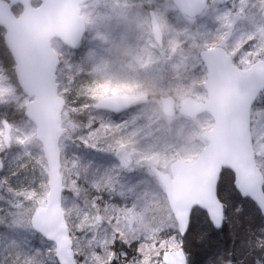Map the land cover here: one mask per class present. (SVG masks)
I'll use <instances>...</instances> for the list:
<instances>
[{"label": "snow or ice", "instance_id": "obj_1", "mask_svg": "<svg viewBox=\"0 0 264 264\" xmlns=\"http://www.w3.org/2000/svg\"><path fill=\"white\" fill-rule=\"evenodd\" d=\"M219 2L226 5L224 10L219 8L218 0H199L196 14L203 16L211 11L215 14L213 19L218 25L215 36L203 45V51L197 55L199 67L202 70L200 80L204 87V95L214 111V116L210 117L207 123L200 125V134L207 138H214V134L220 131L228 134L232 145L242 157L246 170L244 185L241 186L238 183L235 168L222 167L215 181L216 207L202 204L192 205L187 211L186 218H182L178 212L172 210L167 204V194H165L163 203L166 205V218L161 215L160 219L154 223V228L158 233L154 238V243L149 244L146 236L137 238L134 233L133 238L129 239L118 229H113L111 242L106 247H102L99 253L92 252L91 259L88 253L67 251V245L72 241L73 231H83L80 225H74L73 229H69L66 220L54 218V209L51 204H46L45 199L35 189L30 192H17L15 195L24 197L28 205L27 218L18 220L16 217L22 213L14 212L10 227H23L33 234H38L42 241L47 242V247L43 252L37 250L30 256L16 255L10 264H44V259L47 257L52 258L53 264H69L68 258H71L70 264H168L167 254L170 249H178V264H188L186 245L196 228V221L203 220L200 227V238L211 240L217 230L225 227L229 219L230 200L241 205L246 202L250 203L257 213L264 214V171L256 168L257 161L264 160V125L257 128L258 121L254 120V117L264 115V107L258 108V105H264V24H261L258 29L236 36L237 25L252 19L249 7L256 8L257 5L252 4L251 0H219ZM229 3L230 7L227 6ZM46 7V3L42 0L35 6L37 14L44 15ZM12 11L5 0H0V39L4 40L5 48L11 55L16 68V80L6 90L7 99H5V89L0 88V103L16 101L35 126L40 119L36 105L41 97V87L33 80L36 65L30 62L24 50L14 39L11 43L8 42V37H14L17 31V18L14 17ZM259 11L261 17L264 18V0H260ZM88 22L90 21L85 20L83 23ZM195 22L196 16L194 15L190 18V23L195 24ZM83 23L73 39L64 44L65 47H79ZM56 42L63 44V41L57 40ZM176 46L178 45L173 47ZM170 51L173 49L170 48ZM34 55L45 61L41 75L46 82L48 92L66 100L71 87L65 86L61 92V84L56 76V73L60 71L63 53L41 40L36 45ZM70 79L71 83L76 82L75 75ZM113 87H121V85L107 80L104 83L95 84L89 90L95 94L96 107H103L109 111H120L129 107L133 101L144 99L143 93H137L130 98L103 97V91ZM18 90L23 92V101L16 95ZM72 110L79 111L75 106H72ZM14 127L8 121L0 123V151L4 150L6 140L8 147H11L13 141L18 145H26L28 136L13 135ZM89 128H92L91 124ZM82 142L87 144L86 141L82 140ZM87 146L92 145L87 144ZM120 147L126 148L127 145L120 142ZM160 155V153L152 152L138 153L136 163H151L158 160ZM163 155L170 156L175 165L186 159L196 158L194 154L185 151ZM121 161L122 167L130 166L127 157L121 156ZM16 174V172L12 173V175ZM249 174L258 176L262 181L259 195L252 190ZM223 177H231V183L223 184ZM153 178L157 179L159 184L156 168L153 169ZM8 182L5 178L4 183ZM69 191L79 194L75 183ZM92 206L98 210L97 205ZM13 207L19 208L20 205L14 204ZM235 211L239 212L240 209L237 208ZM97 218H99L98 215ZM260 219L264 222V215H261ZM114 222L113 219L109 221V224ZM5 231V227L0 225V235H3ZM118 243L135 248L138 255L129 261L126 252H117ZM244 255L250 258V264H260V258L264 256V238L256 247L249 246L245 249ZM81 256L83 259H80Z\"/></svg>", "mask_w": 264, "mask_h": 264}, {"label": "rangeland", "instance_id": "obj_2", "mask_svg": "<svg viewBox=\"0 0 264 264\" xmlns=\"http://www.w3.org/2000/svg\"><path fill=\"white\" fill-rule=\"evenodd\" d=\"M251 3L257 5L256 8L249 7V13L252 19L251 21H243L237 25L236 36H239L243 32L258 29L261 24H264V18L261 17L259 11L260 0H251ZM218 4L221 10L225 9L226 5L224 3H220L218 0ZM10 6L12 7L15 5L10 4ZM227 6L230 7L231 5L228 4ZM81 10L84 21L87 20L90 22L85 23L87 31L84 34L80 49L71 51L64 47L62 43L56 42L57 40L53 42L54 49L63 53L61 60L62 58L67 60H65L67 65V67L65 65V71L63 73L60 71L57 72V78L61 84V92H63L65 86L71 87V91L67 94L66 100L63 99L64 107L61 120L62 153L70 151V149L76 144L83 127L89 132V125H94V123L89 124V118L85 121V115L90 112L89 106H93L94 108V105L97 103V99L94 98L95 94L89 91L87 102H81L78 96L74 93L73 96H71L73 92V83H71L70 79L72 77L70 75L72 68L69 66V62L76 57V52L80 51L84 46L90 48H93L94 46L97 51H101L108 57L121 56L125 52L123 45H127L128 47L135 46L136 57L132 58V62L134 65L140 66L144 76L159 75L163 83H168L167 76L169 77V75L167 73L168 68L171 66L173 69H176L177 74L179 70H182V73L178 75L179 78H183L182 81L194 90V84H201L200 76L202 70L199 69L197 55L203 51V45L215 36L218 27L213 19L215 14L211 11L206 15L197 18L195 24H191L190 19L183 16L177 10L172 0H90L81 6ZM150 11H154L159 19L161 29L164 33L165 43L166 41L170 43L167 48L169 53L165 47L161 50L154 41L148 15ZM142 42L146 44L148 51H150L147 57L142 56L141 54ZM175 45L178 46L173 47ZM170 48H172L173 51H170ZM152 50L154 53H151ZM90 58L91 57L88 56L87 62H89ZM171 60L175 65H171ZM201 87H203L202 84ZM118 89L121 88L105 89L102 95L103 97L136 95L123 94L120 92L123 90ZM138 89H141L140 85L130 89V92ZM140 93H143V95L146 96L145 92ZM194 93L195 94L189 95L188 97H192L196 101H202L205 99V95L202 94L201 90L195 89ZM174 97L178 102L186 98V96L180 98L177 95ZM89 99L91 104H89ZM86 103H88V105H85ZM143 104L158 105L161 107L162 111L160 99L156 100L155 98L150 99L146 97V99L140 103V105ZM1 105H5V103H1ZM67 105H69V109H67ZM72 106L78 108L79 111H73ZM138 106L132 108L127 113L125 119H120H124V121L119 122L120 126L123 127V131L130 134L129 141L125 142L122 138L114 142L106 141L107 137H111V133L108 131L109 123H106V120H101L99 125L102 127V133L98 132V134H96L94 131H91V138L86 142L87 144L92 145L91 147L87 146L88 150L100 154L103 161L108 158L105 160L108 165L111 164L117 166V168L110 169L106 171L105 174L101 175L105 177L100 179V181L105 180V187L103 191L97 193L104 197L103 204L107 203V201L116 194H119L122 200H124V197L129 196L130 200H132L131 207L128 208L124 206L119 214V217L123 215V219H119V217V220L117 219L118 226L123 230L121 231L123 234L126 232L124 234L126 236H129L127 233L133 234L134 231L141 227L140 229L143 231V236H146L147 243H150L154 242V238L158 235L154 228V223L160 219L161 215H164L159 207L155 208V206L159 204V196L155 194L156 192L154 193L151 190L149 191L150 193L144 192L143 196L137 197L132 193V189L129 190L131 194L126 195V193L124 194L123 186L119 188V186H121L120 181L113 176V172L119 171L120 168L124 169V167L121 166V156L127 157L130 161V166L126 169L133 170L137 168L145 173V178L147 179L145 180L149 188L153 187V182L156 185L157 181V179L153 178V173L151 172L152 166L157 167L158 163H163L161 164V167L157 168L164 173L170 174L171 165L173 164L170 156L166 157L160 155L158 160L151 163H136L137 154L146 153V151L143 152L139 149L140 146L146 145L148 142L154 140L158 121V115L156 112L153 110H145V108H139ZM259 107H264V105H258V108ZM97 112H99L98 114L100 116H109L101 111ZM179 117L169 119L164 116V122L168 127L169 141L168 146L163 150L165 153H172L175 151H185L186 153H189L186 148L187 146L175 145L177 141L189 140V144H192L190 146L193 147L192 152L189 154H194L197 158L207 146V142L201 138L200 125L207 123L210 116L204 115L197 120L186 118L185 120H182L178 119ZM254 120L258 121L256 125L257 128L264 125V115L254 117ZM187 131L191 135H186ZM13 135L17 137L27 135L28 140L26 145H18L16 149L19 154L18 158L20 164L16 168L19 173L16 175L13 184L11 183V174L9 176L10 185H8V183L5 185L2 181L0 182V209H2V212H0V225H3L6 229L5 233L0 235V264H10L12 258L16 255H33V252L26 249V242L27 244L40 245L44 249L47 247V242L42 241L38 234H33L31 231L23 227L12 228L10 227V222L6 223V221H11L14 212L21 213L23 209L28 208L25 198L15 195L17 192H30L35 189L45 199L46 204L49 192L48 166L42 152V146L36 140V128H32L27 124H20L19 127L13 131ZM120 142H124L127 147L121 148ZM257 147L259 148V145ZM142 149L153 150L150 146H145ZM198 150L199 152L195 154ZM78 159L79 158L76 157V160ZM195 159L189 158L184 161L191 163L195 161ZM258 161L264 167V160ZM25 165H27V167H25ZM74 166H76V164H74ZM62 177L66 188V193L63 197V209L66 214V205L73 203L74 207H72L76 213L71 225H69L66 215L68 227L69 229H73L74 225H80L83 228V231H73V251L88 253L89 258L91 259V253L96 250L94 243L92 245V240H87L84 245L83 243L86 240V237L90 236L92 239H99L100 243L103 244V237L99 236L102 235L101 228L103 226V221L101 218H97L87 212L77 213L78 208L74 202L75 195H71L73 191H69V188L73 186V183L68 179V173L64 168H62ZM66 180H69V185L66 184ZM160 186L162 187L161 184ZM93 187L94 184L92 185V188ZM9 189H11V191ZM89 203H91L92 206V197L89 198ZM14 204H19L20 207L14 208ZM125 210H127V214H125ZM141 212L144 214H141ZM164 216L166 218V214ZM16 219L23 220L20 216L16 217ZM98 224H100V226ZM93 227L94 230L92 229ZM14 230L15 234H13ZM174 250L178 249H171L170 251ZM46 260L49 261L48 263L53 264L51 257H47Z\"/></svg>", "mask_w": 264, "mask_h": 264}, {"label": "trees", "instance_id": "obj_3", "mask_svg": "<svg viewBox=\"0 0 264 264\" xmlns=\"http://www.w3.org/2000/svg\"><path fill=\"white\" fill-rule=\"evenodd\" d=\"M34 4L38 5L37 2H35ZM12 10L16 16H19L22 13V7L19 5L12 6ZM169 45L170 43L166 41L165 49L167 51ZM123 48L125 49L123 55H110L111 57L104 55L101 51H97L94 46L93 48L84 46L80 51L76 52V57H74L69 62V66L72 68V70L70 71V75H75L76 77V82L73 84V92L71 96H73L74 93L78 96L81 102H87L89 88L91 89L95 84L104 83L107 80H112L114 83H119L121 87L118 88L121 89L118 90H123L120 91L123 94L133 95L140 92H145L146 97L150 99L155 98L156 100H159L162 96L164 97V95H177L180 98L183 96L188 97L189 95L195 94V89L201 90L202 94L204 95V90L203 87H201L200 83L199 85L194 84V90H192L191 87H189L184 83V81H182L183 78H179L178 75L182 73V70H179L177 74L176 69H173L171 66L170 68H168L167 73L169 75V77L167 76L168 83H163L159 75L144 76L140 66L134 65L132 62V58L136 57L135 46L128 47L127 45H123ZM149 52L150 51H148V47L146 46V44L142 42V56L147 57ZM151 53H154L153 50ZM88 56L91 57L89 59V62H87ZM65 60V58H62L60 67V72L62 73L67 67ZM170 62L171 65H175L172 60ZM15 80V65L13 63V59L8 50L5 48L4 40L0 39V88L5 89V99H7L6 90L8 86L14 83ZM137 85H140L141 89L130 92V89H133ZM16 95L21 101H23L24 97L21 91L18 90ZM89 104H91L90 99ZM85 105H88V103H86ZM138 107L145 108V110H153L158 115L154 140L148 142L146 145L140 146L139 149L143 152L146 151V153L157 152L160 153L161 156H164L163 154L165 152L163 149L168 146L169 135L168 127L164 122L165 118L161 111V107H159L158 105L154 106L144 104H139ZM69 108V105H67V109ZM89 109L90 112L85 115V121L87 120V118H89V124L94 123L92 129H89L88 132L83 127V130L76 144L70 149V151L62 153V161L63 168L68 173V179L71 180L73 184L75 183L79 190L78 195L75 192L71 193V195H75L74 202L78 208L77 213L87 212L95 217H97L98 215V217L103 221V226L101 228L102 235H99L100 237H103V244L100 243L99 239H92L90 236H87L86 240L83 243L84 245L87 240H92V245L94 243L96 249L94 252L99 253L102 246L106 247L107 244L111 242L113 229L123 231L119 228L117 219L120 216L119 214L124 206L128 208L131 207L132 200H130L129 196L124 197V200H122L120 198V195L116 194L112 198H110L107 203L103 204L104 197L100 196L97 193L103 191L105 187V180L100 181V179L105 177L101 175L105 174L106 171L110 169L117 168V166L111 164L108 165V163H106L105 161L108 158L104 159L103 161L101 155L88 150L86 143L82 142V140L87 141L89 138H91V131H94L96 134H98V132L102 133V127L99 125L101 120H106L105 122L109 123L108 131H110L111 137L106 136V141L114 142L122 138L125 142H127L130 139V134H128V132H124L123 127H121L119 124V122L124 121L128 112L123 115H115L112 113L101 111L102 113H106L109 116H100L98 114L99 112H97L99 110H95L93 106H89ZM122 118L124 119L120 120ZM178 119L185 120V118L183 119L182 117H179ZM3 121H8L10 124L14 125L15 127L13 131H15L20 124H27L28 126L34 128L33 123H31L25 117L24 109L21 108L16 101L5 103V105H1L0 103V123H2ZM186 135L191 134L187 131ZM189 143V140L177 141L175 145L187 146L186 148L190 153L192 152L193 147L190 146L192 144ZM145 146H150V148H153V150H143L142 148H144ZM17 147L18 144H16L14 141L11 147H8V144L5 141L4 150L0 151V165H2V168H0V182H4L5 178H7L10 182L9 176L11 174V183L13 184L16 175L19 173L18 169H16L20 164V160L18 158L19 154L16 150ZM198 152L199 150L196 151L195 154H197ZM76 157H78L79 159L76 160ZM257 163L261 170L264 171L263 165H261L259 161H257ZM74 164H76V166H74ZM161 164L163 163H158L157 167H161ZM120 169L119 171L112 172L114 174L113 176H115V179H118L120 181L121 186H119V188L123 186L124 194L126 193V195H130V189L133 190L132 193L137 197H141L143 196L144 192H149L151 190L154 193L156 192L155 194L159 196L160 200H158L159 204L155 206V208L159 207L160 211L165 215L166 205H164L163 203L165 191L162 189L160 184H158V182L156 181L155 185L153 182V187H151V189L147 186V179L145 178L146 175L142 170L137 168L133 170H129L126 168ZM13 172H16L17 174L12 175ZM69 180H66L67 185H69ZM9 182L8 185H10ZM222 183L225 185H229L231 183V177H223ZM93 184L94 187L92 188ZM90 197H92V205H97L98 210L97 208L91 206V203H89ZM72 206L74 207L73 203H70V205H66V215L69 225L72 224L74 215H76ZM237 208L240 209L239 212L235 211V209ZM142 212L141 214H144ZM21 213L22 215L19 216L22 219H26L28 208L23 209ZM228 214L229 219L226 221L225 227L221 231H216L211 240H202L200 238V227L203 224V220L201 219L195 222L196 228L192 236L189 238L188 244L186 245L188 264H230V262L231 264H250V258L244 255V250L249 246L256 247L260 243L261 239L264 238V222H262L260 219L262 213H257L253 205H251L250 203L246 202L241 205L230 200L228 205ZM12 219L13 218H11V220ZM113 219L115 220V222L110 225L109 221ZM119 219H123V215L119 217ZM9 222L10 221H6V223ZM98 225L100 226V224ZM140 228L141 227H139L138 230L134 231L135 237L137 238L144 235L143 231ZM92 229L94 230V227ZM125 233L126 232H124V234ZM13 234H15V230L13 231ZM127 234H129V239L133 238L132 234ZM152 243L154 242H150L149 244ZM25 246L26 249L30 250L33 253H35L37 250H40L41 252L45 250L40 245L27 244V242L25 243ZM116 250L118 253L126 252L128 254L129 261L133 257H136L138 255L135 248H129L126 245H121L119 243L117 244ZM80 259H82V257H80ZM45 260L46 259H44V264H47L49 261L46 260V262ZM260 264H264V256L260 258Z\"/></svg>", "mask_w": 264, "mask_h": 264}, {"label": "water", "instance_id": "obj_4", "mask_svg": "<svg viewBox=\"0 0 264 264\" xmlns=\"http://www.w3.org/2000/svg\"><path fill=\"white\" fill-rule=\"evenodd\" d=\"M89 1L90 0H44L47 6L44 15L37 14L34 4V2H39L40 4L42 0L5 1L9 7H11L10 4L20 5L23 9L19 16H16L12 11L14 17L17 18V31L14 37H8V42L11 43L14 39L24 50L30 62L36 65V70L33 73V80L34 83L41 87V97L38 105H36V111L39 113L40 119L38 123H36L35 128L36 140L42 146L49 170V194L47 196V204H51L54 209V218L66 221V214L63 209V197L66 193V188L62 177L63 166L61 151V120L64 101L60 96H53L48 92L46 82L41 75V70L45 61L43 58L35 57L34 54L36 45L41 40L54 48L53 42L55 40L63 41L64 46V44H67L68 41L73 39L74 34L80 29L81 24L84 22L81 6ZM172 2L183 16L189 19L194 15L196 19L201 17L200 15H196L198 12L199 0H172ZM150 25L156 44L160 49H163L164 34L159 19L154 11L150 12ZM86 31V24L83 23V30L79 38V47L66 48L71 51L79 50ZM110 97L130 98L133 96ZM145 99L146 97L144 96L143 100L133 101L129 107L120 111H109L106 108L96 107L95 105L94 109L120 114L128 111ZM160 101L163 114L169 119L181 116L196 120L203 115H209L210 117L214 116L213 108L209 106L206 98L202 101H196L192 97H187L178 103L175 97L165 96L161 97ZM25 117L28 119L26 114ZM201 138L207 142V146L202 150L195 161L191 163L183 161L178 165L172 164L170 174L164 173L155 166L151 167L152 173L154 168L158 169V180L165 194H167L168 204L171 206L172 210L178 212L182 218H186L188 209L195 204L210 205L213 208L216 207L215 181L222 167L227 166L235 168L238 183L241 186L244 185L246 170L242 163V157L232 145L228 134L220 131L214 134V138H207L202 135ZM256 168L260 169L258 163H256ZM249 181L252 184V190L259 195L262 181L258 176L252 174H249ZM67 251L73 252L72 241L71 244L67 245ZM68 259L70 264L71 258ZM167 259L168 264H178V250L169 251Z\"/></svg>", "mask_w": 264, "mask_h": 264}, {"label": "flooded vegetation", "instance_id": "obj_5", "mask_svg": "<svg viewBox=\"0 0 264 264\" xmlns=\"http://www.w3.org/2000/svg\"><path fill=\"white\" fill-rule=\"evenodd\" d=\"M151 12V11H150ZM150 12H149V18H150ZM150 28H151V25H150ZM151 32H152V29H151ZM164 34V33H163ZM152 36H153V34H152ZM154 38V37H153ZM154 41H155V39H154ZM156 43V42H155ZM157 45V44H156ZM158 46V45H157ZM164 47H165V37H164ZM164 49V48H163ZM163 49H161V50H163ZM203 90H204V87H203ZM169 96V95H168ZM146 97V96H145ZM161 99V98H160ZM178 102V101H177ZM179 103V102H178ZM140 104V103H139ZM139 104H137V105H139ZM136 105V106H137ZM135 106H133L132 108H134ZM132 108H130L128 111H126V112H124V113H120V114H118V113H114V112H109V111H104V112H108V113H112V114H115V115H123V114H125V113H127V112H129ZM101 111H103V110H101ZM182 118H184V117H182ZM200 118V117H199ZM187 119V118H186ZM198 119V118H197ZM196 119V120H197Z\"/></svg>", "mask_w": 264, "mask_h": 264}, {"label": "bare ground", "instance_id": "obj_6", "mask_svg": "<svg viewBox=\"0 0 264 264\" xmlns=\"http://www.w3.org/2000/svg\"><path fill=\"white\" fill-rule=\"evenodd\" d=\"M16 72V71H15ZM15 76H16V73H15ZM22 92V91H21ZM22 94H23V92H22ZM95 110H98V109H95ZM42 152H43V149H42ZM43 154H44V152H43ZM44 158H45V155H44ZM45 161H46V159H45ZM47 163V162H46ZM48 174H49V170H48ZM48 185H49V180H48ZM48 189H49V186H48ZM48 194H49V192H48Z\"/></svg>", "mask_w": 264, "mask_h": 264}]
</instances>
